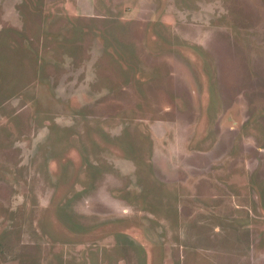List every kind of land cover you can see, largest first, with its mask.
<instances>
[{
  "label": "rangeland",
  "instance_id": "obj_1",
  "mask_svg": "<svg viewBox=\"0 0 264 264\" xmlns=\"http://www.w3.org/2000/svg\"><path fill=\"white\" fill-rule=\"evenodd\" d=\"M0 264H264V0H0Z\"/></svg>",
  "mask_w": 264,
  "mask_h": 264
}]
</instances>
